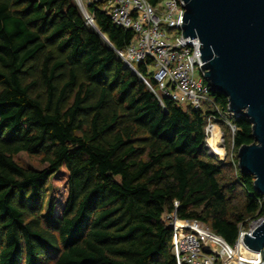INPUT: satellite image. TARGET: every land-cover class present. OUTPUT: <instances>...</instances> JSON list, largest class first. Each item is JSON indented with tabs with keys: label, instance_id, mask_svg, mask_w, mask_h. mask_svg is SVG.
Wrapping results in <instances>:
<instances>
[{
	"label": "trees",
	"instance_id": "1",
	"mask_svg": "<svg viewBox=\"0 0 264 264\" xmlns=\"http://www.w3.org/2000/svg\"><path fill=\"white\" fill-rule=\"evenodd\" d=\"M88 11L94 27L72 0H0V264H176L172 213L234 245L264 217L253 178L207 153L210 111L160 106L116 55L133 33ZM231 123L235 151L253 143Z\"/></svg>",
	"mask_w": 264,
	"mask_h": 264
},
{
	"label": "built area",
	"instance_id": "2",
	"mask_svg": "<svg viewBox=\"0 0 264 264\" xmlns=\"http://www.w3.org/2000/svg\"><path fill=\"white\" fill-rule=\"evenodd\" d=\"M72 1L87 26L94 27L89 7L99 6L114 25L133 33L130 44L125 50L116 51V55L132 70L136 69L133 63L146 66L147 77H139L160 106L163 107L164 100H170L183 109L210 111L204 128L205 147L209 148V155L224 161L225 148L221 145L224 137L215 125L222 122L234 134L231 118L236 116L228 111V106L226 111L220 110L210 96L211 90L202 75L204 63L198 39L181 35L184 3L181 0ZM162 24L172 29L173 34L163 30ZM212 142L220 154L213 151ZM163 217L171 229L176 264H264L261 253L251 252L243 244L248 227H241L236 242L229 245L200 222L179 220L174 213Z\"/></svg>",
	"mask_w": 264,
	"mask_h": 264
},
{
	"label": "water",
	"instance_id": "3",
	"mask_svg": "<svg viewBox=\"0 0 264 264\" xmlns=\"http://www.w3.org/2000/svg\"><path fill=\"white\" fill-rule=\"evenodd\" d=\"M181 1V35L200 42L204 81L251 125L253 143L237 149V168L253 178L264 205V0ZM248 228L244 246L264 256V217Z\"/></svg>",
	"mask_w": 264,
	"mask_h": 264
},
{
	"label": "rangeland",
	"instance_id": "4",
	"mask_svg": "<svg viewBox=\"0 0 264 264\" xmlns=\"http://www.w3.org/2000/svg\"><path fill=\"white\" fill-rule=\"evenodd\" d=\"M163 30H165L169 35L173 34L172 29H168L164 24L161 25ZM177 35H174L173 37H176ZM134 67L137 68L139 65L137 63H133ZM216 129L219 130L221 135L224 137V142L221 144L225 150V155L222 156V159L228 160L231 164V166L234 168L237 160V151H235L233 141H232V131L227 127L226 124H223L222 122H218L216 125ZM229 130V131H228ZM214 142V141H213ZM207 152H210L209 148H206ZM14 161L25 168H32L35 170H40L45 167L43 162L41 161V158L31 157L25 153L18 154ZM164 219V217H163ZM165 221V220H164ZM166 222V221H165Z\"/></svg>",
	"mask_w": 264,
	"mask_h": 264
},
{
	"label": "bare ground",
	"instance_id": "5",
	"mask_svg": "<svg viewBox=\"0 0 264 264\" xmlns=\"http://www.w3.org/2000/svg\"><path fill=\"white\" fill-rule=\"evenodd\" d=\"M211 147H212V149H213V151H214L215 153H219V154H220L221 151H219V150L215 147V145L213 144V142L211 143ZM221 154H222V153H221Z\"/></svg>",
	"mask_w": 264,
	"mask_h": 264
}]
</instances>
